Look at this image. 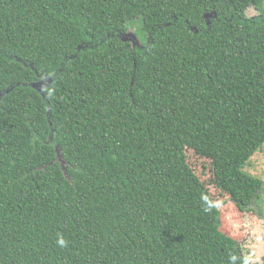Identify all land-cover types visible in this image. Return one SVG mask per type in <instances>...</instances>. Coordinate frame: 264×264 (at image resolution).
Here are the masks:
<instances>
[{"label":"trees","instance_id":"trees-1","mask_svg":"<svg viewBox=\"0 0 264 264\" xmlns=\"http://www.w3.org/2000/svg\"><path fill=\"white\" fill-rule=\"evenodd\" d=\"M263 144L264 0H0V264H264Z\"/></svg>","mask_w":264,"mask_h":264},{"label":"rangeland","instance_id":"rangeland-1","mask_svg":"<svg viewBox=\"0 0 264 264\" xmlns=\"http://www.w3.org/2000/svg\"><path fill=\"white\" fill-rule=\"evenodd\" d=\"M246 13L252 17L258 15L259 10L255 6H250L247 8ZM132 27L129 33L131 37L133 36L134 29L137 28V24H133ZM203 165H205L204 169H206L204 174H209V163L202 159L201 167ZM242 170L247 175L264 180V144L247 160ZM231 205L232 207L229 208V213L225 218H228L229 222L233 225L235 234L242 236L238 244L240 245V249L243 250V254H247L252 262L259 263L264 255V211L258 212L256 210V212H253L255 215L250 218V213L240 215L238 210L233 208V204ZM252 208L255 209L254 206Z\"/></svg>","mask_w":264,"mask_h":264},{"label":"flooded vegetation","instance_id":"flooded-vegetation-1","mask_svg":"<svg viewBox=\"0 0 264 264\" xmlns=\"http://www.w3.org/2000/svg\"><path fill=\"white\" fill-rule=\"evenodd\" d=\"M255 215V213H252V215H250V218L252 217V216H254ZM258 215V214H257ZM264 217V216H263Z\"/></svg>","mask_w":264,"mask_h":264},{"label":"water","instance_id":"water-1","mask_svg":"<svg viewBox=\"0 0 264 264\" xmlns=\"http://www.w3.org/2000/svg\"><path fill=\"white\" fill-rule=\"evenodd\" d=\"M208 16H206L205 18H207ZM61 161H62V163L64 162L61 158H59ZM249 231V230H248Z\"/></svg>","mask_w":264,"mask_h":264}]
</instances>
